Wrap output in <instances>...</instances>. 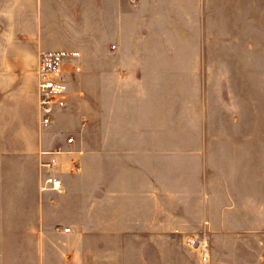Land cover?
<instances>
[{"label":"crops","instance_id":"obj_1","mask_svg":"<svg viewBox=\"0 0 264 264\" xmlns=\"http://www.w3.org/2000/svg\"><path fill=\"white\" fill-rule=\"evenodd\" d=\"M61 49L80 55L42 126L39 54ZM212 80L264 87V0H0V264H177L164 237L196 251L213 216L259 208L255 145L209 160L192 116ZM225 225L208 264H260Z\"/></svg>","mask_w":264,"mask_h":264},{"label":"rangeland","instance_id":"obj_2","mask_svg":"<svg viewBox=\"0 0 264 264\" xmlns=\"http://www.w3.org/2000/svg\"><path fill=\"white\" fill-rule=\"evenodd\" d=\"M211 74L215 78V72H211ZM258 78L259 75L257 74ZM209 80H211L210 77ZM208 83V87L201 88V102L199 105L195 103L196 89H190V93L194 99L192 116L193 118H197L196 122L199 123L201 128L207 129L209 160L216 155L220 148L224 150L223 160L226 161L233 151H240L249 145H255V175L264 178V87L257 86L250 89L239 87L217 88L214 86V81H209ZM203 101H206V111ZM209 172H217V169H209ZM212 218L216 230L222 228V224H226L225 227H231L233 220L237 224L249 227L248 232L239 233L244 238L236 240V242L239 241L241 246L252 250L254 256L262 255L260 264H264V203L259 208L254 209L251 214L247 213L240 216L229 215L223 221H221L219 216H213ZM213 229L214 227L208 231L205 222L199 233L190 236H198L203 234V231L206 232L210 247L212 248L215 242V239H212V235L217 233ZM227 232H229L227 241L231 243L233 241L231 233L230 231ZM164 238L166 240L164 247L161 249L163 251V259L161 261L168 259L169 254L166 245L170 242L171 248H175L176 250V254H173L170 259L172 258L177 262H181L177 264H200L197 250L190 249L179 238Z\"/></svg>","mask_w":264,"mask_h":264},{"label":"built area","instance_id":"obj_3","mask_svg":"<svg viewBox=\"0 0 264 264\" xmlns=\"http://www.w3.org/2000/svg\"><path fill=\"white\" fill-rule=\"evenodd\" d=\"M134 3L137 0H132ZM79 51L75 50H46L39 54L37 66V93L38 110L40 115V124L48 126L53 122L55 113L66 107L68 103V81L67 67L71 61L78 58ZM73 138H69L72 142ZM56 159L43 163L44 167L52 169ZM61 180L52 174H48L44 179L45 189H60ZM66 231L70 229L65 228ZM188 243L200 253L201 263L208 264L211 258V247L206 232L199 236L188 237Z\"/></svg>","mask_w":264,"mask_h":264}]
</instances>
